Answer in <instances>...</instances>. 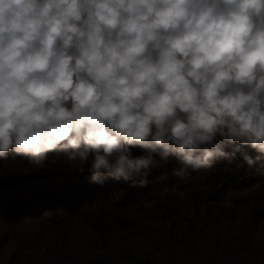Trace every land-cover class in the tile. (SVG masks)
I'll return each instance as SVG.
<instances>
[{
    "label": "clouds",
    "instance_id": "obj_1",
    "mask_svg": "<svg viewBox=\"0 0 264 264\" xmlns=\"http://www.w3.org/2000/svg\"><path fill=\"white\" fill-rule=\"evenodd\" d=\"M22 154L98 186L264 168V0H0V160Z\"/></svg>",
    "mask_w": 264,
    "mask_h": 264
},
{
    "label": "trees",
    "instance_id": "obj_2",
    "mask_svg": "<svg viewBox=\"0 0 264 264\" xmlns=\"http://www.w3.org/2000/svg\"><path fill=\"white\" fill-rule=\"evenodd\" d=\"M175 167L98 186L66 157L0 160V264H264V168Z\"/></svg>",
    "mask_w": 264,
    "mask_h": 264
}]
</instances>
